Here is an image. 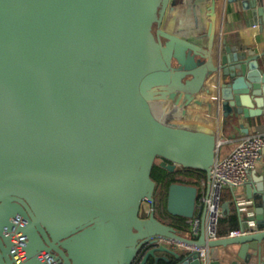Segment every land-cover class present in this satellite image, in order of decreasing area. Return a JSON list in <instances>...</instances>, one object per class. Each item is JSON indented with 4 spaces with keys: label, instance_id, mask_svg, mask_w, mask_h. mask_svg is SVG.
Returning a JSON list of instances; mask_svg holds the SVG:
<instances>
[{
    "label": "water",
    "instance_id": "95a60500",
    "mask_svg": "<svg viewBox=\"0 0 264 264\" xmlns=\"http://www.w3.org/2000/svg\"><path fill=\"white\" fill-rule=\"evenodd\" d=\"M208 1L176 27L178 0H0V264H264V173L236 201L246 234L205 230L220 124L264 113V47L221 41ZM155 165L177 178L165 212Z\"/></svg>",
    "mask_w": 264,
    "mask_h": 264
},
{
    "label": "crops",
    "instance_id": "0c3cea01",
    "mask_svg": "<svg viewBox=\"0 0 264 264\" xmlns=\"http://www.w3.org/2000/svg\"><path fill=\"white\" fill-rule=\"evenodd\" d=\"M246 0H217L216 16H217V29L220 40L227 39L229 44H237L243 46H249L257 51H260L264 47V29L259 24H255L258 15L254 13V9L251 6L246 7L244 3ZM258 5H264V0H257ZM200 0H178L177 4L172 8L173 26H181L186 20H194L193 14L189 13L188 6L192 4H198ZM205 17L210 27L212 24L213 8L211 7V1L206 2ZM197 18V15L195 16ZM222 121V120H221ZM222 128H224L222 130ZM222 138L221 145L218 148L216 158L227 155L236 143L244 136L255 133L264 132V113L261 115L246 117L240 115L238 121L232 125L228 124L223 127L222 123L218 128ZM264 173V157L259 161L256 168L250 173L247 181L250 180L253 173ZM200 185V201L202 202V195L208 190L207 177L199 179ZM205 182V184H204ZM245 185L238 187L226 186L223 191V204H228L230 212L225 211L224 216L221 219L219 226V238L227 237L229 231L240 227L238 221H234L233 217L236 216V201L239 196L245 197ZM151 209L147 207L143 209V215L149 213ZM202 222L196 224L193 220V225L188 230H183L182 234L191 238L198 239L202 233ZM163 243L170 245L171 247L186 251L190 250L188 246L182 243H176L174 241H163ZM234 248L238 249V245H234Z\"/></svg>",
    "mask_w": 264,
    "mask_h": 264
},
{
    "label": "built area",
    "instance_id": "2783aa9c",
    "mask_svg": "<svg viewBox=\"0 0 264 264\" xmlns=\"http://www.w3.org/2000/svg\"><path fill=\"white\" fill-rule=\"evenodd\" d=\"M263 157L264 132L259 131L242 137L227 155L215 158L211 171V186L201 197L206 206L205 230L209 239L220 237L219 226L225 213L223 209L224 188L226 186L238 187L245 184L251 171L256 168ZM245 207V205L242 206V208ZM194 221L199 224L200 218H195ZM24 224L25 222L22 220L20 225L23 226ZM247 232L248 230L237 227L230 230L228 236H240ZM12 241L15 261L25 260L26 251L23 231L13 232ZM149 245V243L145 244L144 248ZM206 254V248H202V256L205 257ZM40 257L45 264H65L64 262L57 263L46 253H41Z\"/></svg>",
    "mask_w": 264,
    "mask_h": 264
},
{
    "label": "trees",
    "instance_id": "16d2710c",
    "mask_svg": "<svg viewBox=\"0 0 264 264\" xmlns=\"http://www.w3.org/2000/svg\"><path fill=\"white\" fill-rule=\"evenodd\" d=\"M152 176L159 183V186L157 188L158 197L155 196L157 198L156 200L158 201L156 203V206L158 207V209H162L163 212H165L168 187L172 181L177 180L176 174L169 172L160 165H155L152 171ZM233 220L239 222L237 215L233 217ZM183 221L184 219L182 218L181 222Z\"/></svg>",
    "mask_w": 264,
    "mask_h": 264
},
{
    "label": "rangeland",
    "instance_id": "374dc122",
    "mask_svg": "<svg viewBox=\"0 0 264 264\" xmlns=\"http://www.w3.org/2000/svg\"><path fill=\"white\" fill-rule=\"evenodd\" d=\"M158 191V190H157ZM156 191V194H155V196H157L158 197V192ZM157 199V198H156ZM158 201L156 200V203H157ZM151 205H150V202L149 201H147V202H145L144 204H143V209L145 210L147 207H150ZM143 212V211H142ZM143 213H145V212H143Z\"/></svg>",
    "mask_w": 264,
    "mask_h": 264
}]
</instances>
